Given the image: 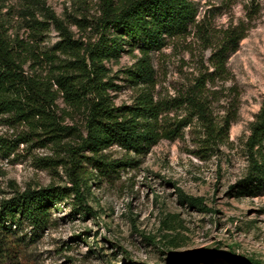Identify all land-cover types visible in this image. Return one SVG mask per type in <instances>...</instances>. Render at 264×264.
I'll return each mask as SVG.
<instances>
[{"label":"rangeland","instance_id":"obj_1","mask_svg":"<svg viewBox=\"0 0 264 264\" xmlns=\"http://www.w3.org/2000/svg\"><path fill=\"white\" fill-rule=\"evenodd\" d=\"M193 1L198 25L151 53L155 92L157 98L173 97L201 72H210V55L223 30L244 21L246 37L229 55L230 79L217 82L212 105L214 114L222 115L230 101L224 96L236 86L238 119L228 143L201 146L204 131L194 120L180 137L161 139L140 156L110 147L105 151L110 159L133 158V163L110 177H96L87 210L73 196L55 205L46 228L32 235L29 244L14 246L13 255L0 257V264H190V256L208 254L212 264H232L231 256L264 264V191L257 196L236 193L247 172L245 143L264 102V0L259 8H251V20L245 18L243 0ZM100 7L101 0H0V28L18 49L35 50L43 58L40 64L39 59L29 61L27 72L37 69L50 75L55 68L45 53L55 52L58 62L72 59L55 50L62 36L51 16L69 28L74 39L86 42L96 37L92 26ZM139 57L138 50L125 51L105 61L109 71L104 80L118 86L108 90L117 105H129L136 96L137 88L129 85L125 71ZM56 111L64 117L63 124L85 130L81 111L62 99ZM178 114L186 115L184 109ZM30 131L27 122L0 115V200L27 188L73 186L65 149ZM76 140L68 137L63 142ZM189 197L199 201L190 202ZM22 230L31 236L32 227Z\"/></svg>","mask_w":264,"mask_h":264},{"label":"trees","instance_id":"obj_2","mask_svg":"<svg viewBox=\"0 0 264 264\" xmlns=\"http://www.w3.org/2000/svg\"><path fill=\"white\" fill-rule=\"evenodd\" d=\"M245 18L252 19L251 8H259L261 0H243ZM101 15L93 24L94 40L73 38L72 32L55 16H51L62 39L55 50L72 59L58 62L56 53H45L55 68L50 75L37 69L27 72L29 61L41 58L35 50H21L7 31L0 28V115L9 114L14 120L30 124L31 134L43 136L68 153L69 176L73 186L49 185L27 188L0 200V257H11L13 247L27 245L50 222L51 209L73 196L80 207L98 175L110 177L119 168L131 165L133 158L110 159L105 152L119 146L136 156L146 154L161 139L173 140L194 120L203 129L201 146L228 143L229 131L238 119L237 88L232 85L224 113L214 114L215 87L219 80L227 81L228 57L246 37L244 21L232 23L222 32L220 44L210 55L211 71L201 72L175 96L157 98L156 70L151 53L165 47L169 39L182 37L198 25V7L193 0H101ZM5 31V34H4ZM18 42V41H17ZM138 50L141 57L127 68L126 80L137 88L129 105H117L108 90L116 88L108 76L105 61L118 59L125 51ZM210 86V87H209ZM214 88V89H211ZM62 99L73 110L84 115L85 130L62 123L57 114V101ZM184 109L179 117L178 110ZM245 146L247 172L238 182L239 196H257L264 191V102L250 127ZM74 137L73 143L63 142ZM190 202L199 201L189 197ZM201 201V200H200ZM32 227L31 236L22 234L24 226ZM21 234V235H20ZM27 239H30L27 241ZM174 243V242H173ZM17 257V256H16ZM14 257H12L13 260ZM232 264H263L260 260L229 257ZM181 260V258L179 259ZM190 264H212L211 254L192 255Z\"/></svg>","mask_w":264,"mask_h":264}]
</instances>
